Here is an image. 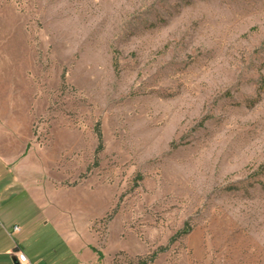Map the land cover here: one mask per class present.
Instances as JSON below:
<instances>
[{"label": "rangeland", "instance_id": "374dc122", "mask_svg": "<svg viewBox=\"0 0 264 264\" xmlns=\"http://www.w3.org/2000/svg\"><path fill=\"white\" fill-rule=\"evenodd\" d=\"M0 154L94 264H264V0H0Z\"/></svg>", "mask_w": 264, "mask_h": 264}, {"label": "crops", "instance_id": "0c3cea01", "mask_svg": "<svg viewBox=\"0 0 264 264\" xmlns=\"http://www.w3.org/2000/svg\"><path fill=\"white\" fill-rule=\"evenodd\" d=\"M0 160L12 170L11 183L0 191V264H17L16 254L20 252L30 264H49L50 259L57 255V250L50 240L37 234L47 224H52L58 230L83 264H94L91 254L76 244L69 232L62 229L61 210L50 204L44 194L24 178V166L18 163V157L0 154ZM16 187L22 190L12 192L10 198L6 199L5 194ZM25 194L33 198L39 209V215H35L33 220L27 215L28 209L21 203ZM15 227L17 231H14Z\"/></svg>", "mask_w": 264, "mask_h": 264}, {"label": "built area", "instance_id": "2783aa9c", "mask_svg": "<svg viewBox=\"0 0 264 264\" xmlns=\"http://www.w3.org/2000/svg\"><path fill=\"white\" fill-rule=\"evenodd\" d=\"M17 230H18V228L15 227V228H14V231H17ZM16 259H17V263H18V264H30V263L28 262L26 256H25L23 253H21V252L18 253V254H16Z\"/></svg>", "mask_w": 264, "mask_h": 264}, {"label": "water", "instance_id": "95a60500", "mask_svg": "<svg viewBox=\"0 0 264 264\" xmlns=\"http://www.w3.org/2000/svg\"><path fill=\"white\" fill-rule=\"evenodd\" d=\"M17 261V259H15ZM18 264V263H17Z\"/></svg>", "mask_w": 264, "mask_h": 264}]
</instances>
